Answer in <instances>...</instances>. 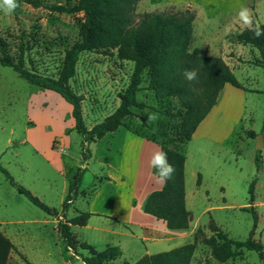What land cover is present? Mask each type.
Returning <instances> with one entry per match:
<instances>
[{
  "label": "rangeland",
  "instance_id": "rangeland-1",
  "mask_svg": "<svg viewBox=\"0 0 264 264\" xmlns=\"http://www.w3.org/2000/svg\"><path fill=\"white\" fill-rule=\"evenodd\" d=\"M30 1L17 0L20 6L11 15L0 11V37L7 43L9 56L15 62L22 59L26 70L57 78L66 51L80 39L85 14L60 13L44 7L75 6L78 0H40L44 4L41 7H35ZM188 8L187 4H154L141 0L135 18L138 21L146 13H176ZM259 13L264 14V6H260ZM229 38L236 43L235 37ZM195 50L199 49L191 42L190 53ZM199 52L202 56L223 59L237 80L246 89L254 90L240 89L244 93L240 91V95L229 96L228 101L239 110L241 119L224 144L205 146V153L197 142L180 144L177 137L183 125V117H180L183 109L176 98L157 99L149 89L148 73L143 75L138 93V101L146 108L133 109L127 123L147 139L169 148H181L185 156L190 157L189 192L196 190L199 175L204 178L193 210L199 221L184 230L187 243L196 244L194 264H264L258 253L230 244V240L249 238L253 228L250 210L253 208L258 214L254 240L262 245L264 254V149L261 150L263 166L258 172L256 138L248 135L253 131L257 136H264V71L256 66L259 53L252 46L242 44L229 50ZM134 67L132 61L120 59L117 50L80 55L70 86L84 98L83 115L88 128L119 107V95L130 85ZM113 143L125 147L129 139L119 134ZM88 146L92 155L84 162L85 146L82 136L75 130L71 105L58 94L29 84L13 68L0 65L1 166L16 182L57 210H61L74 175L80 168L86 169L80 196L60 218L48 216L19 195L0 172V227L18 234L15 240L21 264H84L82 258L90 253L79 244L84 242L96 248L95 243L102 245L108 237L103 238L92 228L101 222L112 230L120 226L98 216L91 220L90 229L73 226L71 231L77 241V250L67 251L58 233L59 221H68L78 212L125 213L131 204L138 205L143 195L151 190L155 174L149 160L139 163L136 156L113 155L106 141ZM255 179V200L251 205L249 188ZM142 217L135 219L145 222ZM177 243L164 249L175 247ZM140 246L144 247L141 242ZM137 255L126 254L116 262L104 264H133L139 259Z\"/></svg>",
  "mask_w": 264,
  "mask_h": 264
},
{
  "label": "trees",
  "instance_id": "trees-1",
  "mask_svg": "<svg viewBox=\"0 0 264 264\" xmlns=\"http://www.w3.org/2000/svg\"><path fill=\"white\" fill-rule=\"evenodd\" d=\"M141 0H78L75 6H44L40 0L30 1L35 7L44 6L51 11L60 13L85 14V22L81 26L80 39L73 43L66 51L61 71L57 78L31 73L25 69L23 60L15 62L6 52L7 43L0 37V65L15 70L20 78L29 84L43 90L58 94L72 107V118L75 130L83 138V158L85 162L91 158L89 144L97 143L107 134L116 132L124 127L139 134L127 123L133 114V109H143L146 106L138 101V93L143 83V75H149V89L156 94L158 100L176 98L181 108L180 117L183 125L177 137L180 144L191 141L194 133L210 111L216 106L221 91L226 84L244 91L246 89L236 78L231 68L221 58L202 56L199 50L192 53L189 46L193 37V23L196 13L191 8L176 13H146L137 21L135 11ZM264 27V23L261 25ZM235 42L250 45L259 53L256 66L264 71V37L256 39L251 31L244 30L235 37ZM117 50L122 60L132 61L135 64L130 85L124 93L119 95V107L103 121L92 128H88L84 121L82 102L83 96L78 95L70 86V81L76 75V67L81 54L85 52ZM185 68L196 69L198 80L189 84L183 76ZM255 139L257 134L248 133ZM147 138V137H146ZM167 153L168 160L175 167L171 180L163 188L152 192L146 199L143 210L146 214L164 221L167 228L172 231L189 229L193 217L186 203V156L181 148H169L152 139ZM257 171L263 166L261 151L255 157ZM0 172L17 193L25 197L30 203L44 211L48 216L60 218L65 216L70 206L80 196V189L86 173L80 168L74 175L68 188V193L61 210L51 208L43 203L24 186L20 185L11 174L1 166ZM155 174V170L153 169ZM201 176L198 177V184ZM255 179L249 188V201L252 205L255 200ZM248 211V210H245ZM253 215V228L249 238L245 241L230 240V244L237 248L254 251L264 260L263 248L254 240L258 226V214L251 208ZM95 215L89 212H78L68 221H59L58 233L66 244L67 251L77 250V241L73 238L71 227H86L89 220ZM115 222L116 218L104 216ZM79 247L87 250L90 256L83 257L84 264H104L113 262L122 255L118 246H107L102 252L88 243H80ZM16 250L13 242L0 230V264H9L10 256ZM196 244L191 243L154 255H145L135 264H192Z\"/></svg>",
  "mask_w": 264,
  "mask_h": 264
},
{
  "label": "crops",
  "instance_id": "crops-1",
  "mask_svg": "<svg viewBox=\"0 0 264 264\" xmlns=\"http://www.w3.org/2000/svg\"><path fill=\"white\" fill-rule=\"evenodd\" d=\"M152 3H170V4H187L195 11L196 17L193 23L192 44L201 51L213 52L232 49L235 45L229 37H236L243 32L245 28L238 22L236 17L241 6H246L252 10L254 17L262 25L264 23V14L259 13L260 6H264V0H150ZM259 55V54H258ZM259 57V56H258ZM225 61L228 59L223 57ZM227 62V61H226ZM228 63V62H227ZM253 90V89H250ZM240 89L226 84L220 93L216 106L210 111L208 116L198 126L192 139L188 143H199L202 145V151L206 152V147L220 146L224 144L231 136L234 127L240 123L241 115L239 110L234 108L228 100L231 95H240ZM244 93V91H241ZM123 134L128 137L129 145L115 146L114 138L116 135ZM101 141H106L108 151L119 157L136 156L138 162L150 161L151 155L156 150H161L160 146L153 141L148 140L145 136L135 134L124 127L119 128L114 133L107 134ZM206 146V147H205ZM190 157L186 155L185 177H186V203L187 208L191 212L193 221L191 225L199 221V217L195 219L194 208L197 202L199 190L203 188L204 178L201 176V183L196 181L195 191L189 192L188 168ZM199 174V173H198ZM196 176V174H195ZM124 178V177H123ZM151 190L143 195L142 200L138 205L129 206L125 213L119 212H91L98 217L104 218L109 216L116 218L120 226L116 230L108 229L105 223L101 222L99 226L92 228L107 240L102 245H97L96 248L106 249L107 246H118L122 250V255L118 258L125 257L126 254L137 255L140 260L145 255H154L165 251H170L175 248L187 245L188 241L184 235L185 231H172L167 228L164 221L158 220L146 214L143 210L144 203L147 197L154 191L161 190L163 185L156 182V176L152 178ZM203 214V213H202ZM136 216L144 218L145 222H140L135 219ZM95 216L91 217L88 225L84 228L90 229V222ZM153 219V220H150ZM9 224V223H8ZM190 225V226H191ZM73 226L71 227V229ZM0 230L13 242L16 250L11 253L9 264H21L17 251L18 242L15 238L18 234L10 231L9 228ZM112 236V237H111ZM140 242L144 245L140 246ZM178 242L175 247L164 249L166 246ZM104 248V249H103ZM196 253L194 254L192 264L195 263ZM117 259V260H118ZM116 260V261H117ZM114 261V262H116ZM129 264H132L128 262ZM135 264V263H133Z\"/></svg>",
  "mask_w": 264,
  "mask_h": 264
},
{
  "label": "clouds",
  "instance_id": "clouds-1",
  "mask_svg": "<svg viewBox=\"0 0 264 264\" xmlns=\"http://www.w3.org/2000/svg\"><path fill=\"white\" fill-rule=\"evenodd\" d=\"M19 6L17 0H0V11L5 15L13 14ZM236 17L246 30L252 32L254 38L259 39L264 37V27H261L260 22L254 17L251 9L241 6ZM181 75L189 84L198 80L196 69L185 68ZM149 165L155 170L156 182L161 185L171 180L175 173L174 165L169 162L168 155L163 150H156L152 153Z\"/></svg>",
  "mask_w": 264,
  "mask_h": 264
},
{
  "label": "water",
  "instance_id": "water-1",
  "mask_svg": "<svg viewBox=\"0 0 264 264\" xmlns=\"http://www.w3.org/2000/svg\"><path fill=\"white\" fill-rule=\"evenodd\" d=\"M256 150H263L264 149V136L263 135H259L256 136Z\"/></svg>",
  "mask_w": 264,
  "mask_h": 264
}]
</instances>
